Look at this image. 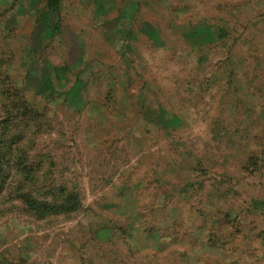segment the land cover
<instances>
[{"label":"rangeland","instance_id":"374dc122","mask_svg":"<svg viewBox=\"0 0 264 264\" xmlns=\"http://www.w3.org/2000/svg\"><path fill=\"white\" fill-rule=\"evenodd\" d=\"M3 133L0 264H264V0H0Z\"/></svg>","mask_w":264,"mask_h":264},{"label":"trees","instance_id":"16d2710c","mask_svg":"<svg viewBox=\"0 0 264 264\" xmlns=\"http://www.w3.org/2000/svg\"><path fill=\"white\" fill-rule=\"evenodd\" d=\"M51 1V0H50ZM196 40H198L196 38ZM32 133L30 134H21V133H3L0 137V147H5L9 152L11 149L21 147L27 142L34 141L32 139ZM37 138V135H34V139Z\"/></svg>","mask_w":264,"mask_h":264}]
</instances>
